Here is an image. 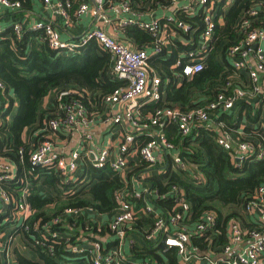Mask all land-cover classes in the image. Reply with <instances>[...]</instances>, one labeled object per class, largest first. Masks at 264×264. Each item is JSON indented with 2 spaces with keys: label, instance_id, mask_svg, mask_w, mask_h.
Instances as JSON below:
<instances>
[{
  "label": "trees",
  "instance_id": "16d2710c",
  "mask_svg": "<svg viewBox=\"0 0 264 264\" xmlns=\"http://www.w3.org/2000/svg\"><path fill=\"white\" fill-rule=\"evenodd\" d=\"M20 1L22 9H32V0ZM69 1L71 15L76 17L75 11L81 0ZM106 1V6H109L126 0ZM129 1L136 6L134 0ZM257 1L260 0H236L221 30L225 32L224 38L217 40L218 47L209 51L204 68L184 78L181 84H176L173 79L177 72L174 69L177 55L180 51L192 49L194 44L175 42L170 59L157 55L149 57L152 67L160 72L162 82L171 80L165 85L163 99L150 105L151 111L156 107H177L187 111L207 105L221 92L230 94L233 91L235 83L227 90L230 77L235 76L228 49L241 37L234 30V24ZM187 19L201 21L202 24L199 16ZM255 24L264 29V12L259 13ZM125 29L138 49L153 45L154 37L149 31L138 25H129ZM1 36L5 39L0 40V83L4 86L1 97L6 108L0 113V157L15 166L12 172L15 176L2 181L11 203L6 213H0V233L20 236L27 249L34 252L35 255L30 256L16 248L17 264H94L86 249L96 240L106 247L111 244L108 220L119 207L115 195L126 189V184L109 165L97 168L88 163L84 165L83 175L68 181L57 164L34 165L30 156L50 134L49 121L63 117L57 99L43 106L54 90H74L64 100L83 104L89 117L99 118L104 113L106 96L120 84L110 75L113 65L111 53L95 40L74 53L54 49L44 29L34 30L28 25L20 38L13 32L12 23ZM15 107L17 111L13 114ZM219 120L227 123L226 129L230 131L238 126L235 111L222 114ZM167 131L168 136L178 144L184 160L202 176L200 182H194L185 174L160 172L154 167L152 174L146 178L151 188L157 191L154 205L173 216L183 209L177 200L181 196L189 204L183 223L190 226L208 214L214 215L216 229L209 232L215 234L214 246H221L226 241L227 225L231 219L242 221L246 228L252 225L244 206L264 185V159H257L251 154L242 164H237L234 154L217 143L219 131L212 127H195L187 136L179 135L172 126ZM247 131L256 145L264 141V128ZM137 141L141 144L144 138L137 137ZM146 167L147 164L142 161L138 170ZM173 186L181 192H172ZM46 191H51V194L47 195ZM128 193H131L130 185ZM23 200L31 209V215L25 221L14 216ZM138 203L135 219L128 225L131 227L129 233L135 239L130 254L141 260L151 258L156 264H183L179 262L174 247H165L163 243L149 244L143 240L145 233L154 227L156 214L140 211L143 200L139 199ZM68 208L80 209L81 212L65 213ZM203 234L191 236L192 248L203 249L208 244L206 238L210 233ZM49 248L53 254L48 251ZM125 264L136 263L129 259ZM218 264L226 263L220 261Z\"/></svg>",
  "mask_w": 264,
  "mask_h": 264
},
{
  "label": "built area",
  "instance_id": "2783aa9c",
  "mask_svg": "<svg viewBox=\"0 0 264 264\" xmlns=\"http://www.w3.org/2000/svg\"><path fill=\"white\" fill-rule=\"evenodd\" d=\"M42 1L48 8L55 7L67 25L73 23L70 12L72 5L69 0ZM147 1L171 7L173 15L165 17V23L171 26L167 33L162 27L165 24L162 25L160 19L156 17L149 20L141 19L140 17L147 11L140 10L141 3L134 6L129 0L109 6H106L107 1L98 3V10L101 12L98 17H101L104 23H110L105 9L118 6L126 14L121 22L124 25H138L149 31L154 37L152 52L163 59H167L169 45H174L175 42L185 45L194 44L192 49L180 51L177 55L174 65V69H177L174 75L177 83L204 68L209 51L216 49L217 40L224 38L225 32L221 30L226 23L225 18L236 2V0ZM0 6L20 10L22 2L0 0ZM88 12L96 14L97 9L85 2L79 5L75 14L81 17ZM262 12H264V0L253 3L234 24V30L241 37L228 49V56L232 59L235 70V76L230 77L227 84L228 90L235 83L230 94L221 92L207 105L187 111L177 107H156L148 114H143L142 106L149 101L162 100L164 87L160 72L149 62L151 52L146 48L138 49L132 44H126L101 27L91 28L79 39L77 38L78 40L64 42L60 32L48 22H40L37 25L20 21L12 22L13 32L17 38L21 37L24 28L28 25L34 30L44 29L49 44L54 49L69 50L70 53H74L95 40L103 49L111 53L113 65L110 75L120 84L106 96L104 113L99 118L89 117L83 104L64 100L74 90H54L53 93L55 99L59 101V109L63 112V117H56L49 121L50 134L38 144L30 156L34 165L57 164L68 181L83 175L82 169L88 163L97 168L109 165L120 174L122 181L126 184V189L116 193L115 198L119 207L108 220L109 234L112 236L111 244L106 247L101 241L96 240L86 249L94 264H125L129 259L136 264H156L151 258L141 260L130 254L135 245V239L130 235L131 227L128 225L135 219L139 199L143 200L140 211L156 214L155 225L145 233L143 240L149 244L163 243L165 247H174L177 250L179 262L218 264L224 261L226 264H264V185L258 188L255 198L244 206L252 225L246 228L242 221L236 218L231 219L227 225L225 243L214 246L215 234L209 232L216 229L214 215L208 214L194 225H187L183 221L189 211V204L181 196H178L177 200L180 201L183 209L170 216L168 211H160L154 205L157 191L149 185L142 186L141 182L146 178L144 171H151L154 167L165 168L164 172L167 173L185 174L194 182H200L202 175L184 160L179 152L178 144L168 136L167 130L171 126L176 128L181 136L190 135L195 127L208 126L216 129L219 131L217 143L234 154L237 164H242L251 154H254L257 159H264V141L256 145L253 138L250 139L247 135L243 137V134L240 136L239 126L235 127L234 131H230L226 129L227 123L219 120L222 114L232 113L235 110L240 112L237 115V121L240 116L247 118L248 111L241 109V105L244 106L241 103L248 102L254 109L251 115L256 116L258 110L262 114L261 120L258 118L256 127L251 130L264 128V29L255 24L257 16ZM197 16L201 18L202 24L201 21L198 23L187 19ZM4 31L6 28L0 29V40L5 39L1 36ZM3 88V84L0 83V113L6 108L1 97ZM250 99H254L255 103L252 104ZM96 127L116 130L117 150L112 152L111 146L104 147L98 143L93 132ZM250 134L248 133V136L252 137ZM75 136H78V140L69 151L57 142V139H74ZM137 137H143V143L140 144ZM132 160L134 165L131 164ZM142 161L147 164V167L140 171L138 168ZM14 171L15 166L8 159L0 157V213H6L11 203L10 196L2 187V181L13 178ZM176 191L181 192L177 186H173L172 192ZM79 212H81L80 209L65 210L68 214ZM30 215L31 209L23 200L18 205L14 216L18 220L25 221ZM207 232L210 233V236L206 238L208 244L203 249L192 248L191 236L204 235L203 233ZM2 235L8 237L9 243L5 244V249L1 248V244L5 243ZM16 237L8 232L0 233V264H14L15 254H13L12 244ZM48 251L53 254L51 248Z\"/></svg>",
  "mask_w": 264,
  "mask_h": 264
},
{
  "label": "crops",
  "instance_id": "0c3cea01",
  "mask_svg": "<svg viewBox=\"0 0 264 264\" xmlns=\"http://www.w3.org/2000/svg\"><path fill=\"white\" fill-rule=\"evenodd\" d=\"M57 1V0H54ZM78 2V0H74V2ZM99 4L105 2L106 0H96ZM88 2L91 6L94 7L93 3L91 0H81V3H85ZM142 3V5L140 6V10H146L147 12L145 14H143L142 17H140L143 20H149L153 17H156L157 19H160L162 25V27L164 28L165 33H167V31L169 30V28L171 27L170 24L165 23L166 19L165 17H170L173 15V11L171 9V7H165L162 5H159L157 3H151L148 2L147 0H134V4H140ZM145 5L146 8H145ZM106 13L108 14V18L110 19V23H104L102 21L101 17H98L97 20H95V13L92 12H88L86 14H84L81 17H72L73 18V23L71 25H67L64 22L63 17L59 14V12L55 9V7H51L48 8L44 5L42 0H32V9L30 11H25L24 9L20 8V10H13V9H9V8H5L3 6H0V22L4 23L5 21H8V24L15 22V21H20L23 23H27L30 25H37L40 22H48L50 24H52L61 34L62 40L64 42H71L81 36H83L87 31H88V27L94 22L92 28H96V27H101L106 29L109 33L115 35L119 40L123 41L126 44H132V40H130L128 38L127 35V31H126V26L128 25H124V23L121 22L122 19H124L126 17V14H124L118 6H115L114 8H107L105 9ZM133 45V44H132ZM86 46V45H85ZM135 48H138L136 45H133ZM149 52H151V56H156L155 53H153V49H154V45H152L151 47L147 48L145 47ZM174 45H169V56L167 57V59H170L171 57H173V53H174ZM64 52L70 53V51L68 50H64ZM153 54V55H152ZM166 59V58H164ZM174 79V76H173ZM176 84H181V82L177 83L176 80L174 79ZM171 82L170 79L166 80L165 82H163V87H164V95L166 93V84ZM55 99V94L52 92L51 95L45 99V101L43 102V106L45 107V105L47 104H51L52 101ZM157 102V101H149L147 103H145L144 106H142L141 111L143 112V114H148L151 112V104ZM250 102L253 104L255 103L254 99H250ZM241 104H244V106L242 107L241 105V109H246L247 112V118L246 116H240V119L237 121L238 122V126H239V130L238 132L240 133V136L243 134V137H245L244 135H247V137H249L250 139H252V137L248 136V131L247 129H252L254 127H256V121L259 118L261 120L262 118V114L259 112L256 113V116L251 115V111H253V107L250 106V104L248 102H242ZM257 109V108H256ZM17 111V107H15L13 109V114H15ZM240 114L239 110H235V115L237 118V115ZM236 125V127H238ZM171 128V127H170ZM169 128V130H170ZM115 129L113 131H111V129H108L106 127H96L93 132L94 135L98 141V143L102 146H111L112 152H114L115 150H117V133H115ZM78 140V136H75L74 139H66V138H61V139H57L58 144L64 148L66 151H69L71 149L72 146H74L75 141ZM131 164L134 165V161H131ZM83 168V167H82ZM81 168V169H82ZM84 169H82L83 171ZM149 170H145L144 173L146 174V178L149 176L147 175V172ZM152 172V170H151ZM149 173V172H148ZM151 175V174H150ZM146 178L143 179L142 182V186L144 185H149L150 184L147 182ZM151 187V186H150ZM46 194L49 195L51 194V191H46ZM6 243L8 244V237H6ZM18 238V240L16 241V239ZM13 249L15 248V246H17L16 248L19 249V251H21L24 254L30 255V256H34V252L31 250L29 251L27 249V247L25 246V244L23 243L22 239L20 240V236L16 237L13 241ZM14 264H17V262H15Z\"/></svg>",
  "mask_w": 264,
  "mask_h": 264
},
{
  "label": "rangeland",
  "instance_id": "374dc122",
  "mask_svg": "<svg viewBox=\"0 0 264 264\" xmlns=\"http://www.w3.org/2000/svg\"><path fill=\"white\" fill-rule=\"evenodd\" d=\"M7 24H8V21H5L4 23H1L0 22V29H5V28H7ZM157 169H159L160 170V172H163L164 170H165V168H157ZM149 172V173H148ZM147 172V175H150V174H152V172L151 171H148ZM2 237H3V241L6 243V240H7V238H6V236L5 235H2ZM18 237V236H17ZM18 240V238L16 239V241ZM20 240H21V238H20ZM5 243H3V244H1V248H3V249H5ZM16 247L17 246H15V248H14V250L16 249ZM18 249V248H17ZM19 249H20V247H19ZM14 254V253H13ZM3 258L5 259V255H3ZM13 260H15V262H16V258H14L13 257ZM14 262V263H15Z\"/></svg>",
  "mask_w": 264,
  "mask_h": 264
},
{
  "label": "water",
  "instance_id": "95a60500",
  "mask_svg": "<svg viewBox=\"0 0 264 264\" xmlns=\"http://www.w3.org/2000/svg\"><path fill=\"white\" fill-rule=\"evenodd\" d=\"M91 1L93 3L94 7L97 9V12L95 14V20H97L98 16L101 14V12L98 10V2L96 0H91ZM94 22L88 27V30H90L92 28ZM78 39H76V40H78Z\"/></svg>",
  "mask_w": 264,
  "mask_h": 264
}]
</instances>
